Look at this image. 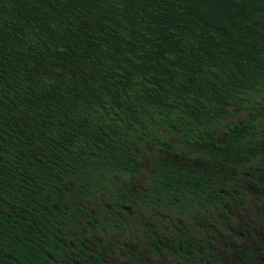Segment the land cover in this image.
I'll list each match as a JSON object with an SVG mask.
<instances>
[{
    "label": "trees",
    "instance_id": "1",
    "mask_svg": "<svg viewBox=\"0 0 264 264\" xmlns=\"http://www.w3.org/2000/svg\"><path fill=\"white\" fill-rule=\"evenodd\" d=\"M262 151L264 0H0V264L42 262L89 196L129 202L143 158L201 198Z\"/></svg>",
    "mask_w": 264,
    "mask_h": 264
},
{
    "label": "flooded vegetation",
    "instance_id": "2",
    "mask_svg": "<svg viewBox=\"0 0 264 264\" xmlns=\"http://www.w3.org/2000/svg\"><path fill=\"white\" fill-rule=\"evenodd\" d=\"M147 167L115 180L129 202L89 196L83 211L71 212L48 233L54 243L35 245L39 264H264V151L228 187L207 180L203 201L185 186L156 194L146 187L155 174Z\"/></svg>",
    "mask_w": 264,
    "mask_h": 264
},
{
    "label": "rangeland",
    "instance_id": "3",
    "mask_svg": "<svg viewBox=\"0 0 264 264\" xmlns=\"http://www.w3.org/2000/svg\"><path fill=\"white\" fill-rule=\"evenodd\" d=\"M247 119V113L245 111H242L238 108H231L230 109V115L228 117L225 118V122H228V123H242L244 122L245 120ZM223 130L222 128H220L218 130V132L221 134L223 133ZM142 164H143V167L148 170V167H147V163H146V159L143 158L142 160Z\"/></svg>",
    "mask_w": 264,
    "mask_h": 264
}]
</instances>
